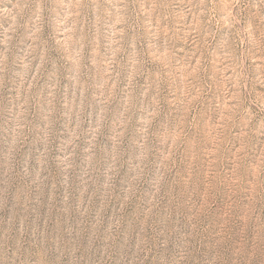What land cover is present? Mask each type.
Returning a JSON list of instances; mask_svg holds the SVG:
<instances>
[{"label":"rangeland","instance_id":"obj_1","mask_svg":"<svg viewBox=\"0 0 264 264\" xmlns=\"http://www.w3.org/2000/svg\"><path fill=\"white\" fill-rule=\"evenodd\" d=\"M29 2L0 0V37L8 34L18 42L17 24L21 15L25 19L31 15L22 7ZM98 2L106 6L143 4L139 20L132 13L129 22L143 25L139 31L147 32L155 31L159 21L151 6L168 0ZM220 2L206 0L208 4ZM100 15L101 35L92 28L94 42L85 48L83 60L79 59L78 35L63 28L57 31L45 14L36 41L46 59L42 68L36 67L37 60L29 66L31 71L22 69L11 62L12 57L6 67L0 66V235L15 232L26 239L38 238L41 245L60 247L59 256L42 253L40 264H54L65 255L67 264H150V258L154 259L151 241L158 233L196 226L210 235L244 227L240 220L253 215L258 221L264 218V190L258 183L264 176L259 167L264 145L258 137L249 136V147L241 149V140L234 138L241 134L237 126L222 140L212 130L220 123V115L209 112L206 122L212 127L207 136L197 135L192 128L188 142L175 147L176 139L181 138L176 132L166 146L152 140L155 146L149 151L133 146L130 126L113 124L122 110L120 89L131 84L139 90L145 80L136 76L131 62L120 67L127 61L126 56L120 59L122 30L125 40L133 34L124 22V12L105 7ZM184 34L189 43L176 42V49L184 50L177 51V57L193 47L186 29ZM207 39L209 49L234 50L242 70L250 79L262 82L256 84L252 96L264 94V36L260 29L251 37L233 35L227 45L221 33ZM204 43L201 39L196 47ZM141 47L148 49V39L141 38L138 50ZM94 49L96 63L91 60ZM201 60L199 54L192 56L191 69L199 67ZM227 63L217 65L222 76L232 74L231 68L224 71ZM80 84L85 85L83 96ZM50 92L55 96L51 113ZM162 95H168L167 88ZM82 99L86 103L78 119ZM203 108L191 112L189 119ZM78 128L82 131L74 140ZM249 162L254 175L245 167Z\"/></svg>","mask_w":264,"mask_h":264},{"label":"clouds","instance_id":"obj_2","mask_svg":"<svg viewBox=\"0 0 264 264\" xmlns=\"http://www.w3.org/2000/svg\"><path fill=\"white\" fill-rule=\"evenodd\" d=\"M22 7L28 8L31 15L26 19L21 15L17 24L20 29L18 42L14 43L13 36L8 34L0 37V66L6 67L9 57H12L13 64L28 71H31L29 66L34 61L39 60L40 64L36 67L41 68L46 62L37 50L36 43L45 14L48 23L57 31L63 28L78 35L76 44L79 59L83 60L85 48L94 42L90 37L92 28L95 27L96 34L101 35V11L111 7L124 12V22L132 28L133 34L125 40L122 30L121 40L126 47L121 45L120 59L126 56L127 61L120 67L124 69L131 62L136 76L143 77L145 83L139 90L131 84H125L120 89L122 110L116 114L113 124L133 129V146H144L150 151L155 146L152 140L166 146L174 140L173 134L179 132L181 138L175 141V147H179L188 142L192 128H196L197 135L207 136L212 127L206 122L209 112L220 115V123L212 127V130L218 131L222 140H226L232 129L239 126L241 134L234 138L241 140V149L249 147V136L258 137L264 145V94L252 96L253 89L257 83H262L261 80L249 78L242 70V62L234 50L221 53L219 46L211 49L207 46V38L215 39L217 33H221L225 45L231 36L251 37L257 29L264 36V0H221L214 4H208L206 0H168L153 4L152 10L158 13L159 21L168 27L158 21L156 30L147 32L139 31L143 25L129 22L132 13H135L138 21L144 9L143 4L135 2L106 6L98 0H68L67 3L65 0H53L52 3L47 0H30L29 4ZM185 29L191 35L193 47L183 57H177V51L184 50L176 49V42L189 43L188 35L184 34ZM142 37L149 41L147 50L137 48ZM201 39L204 45L196 47ZM14 48H19V51L14 53ZM197 54L202 57L201 64L192 70L190 60ZM104 55L107 56V51ZM91 60L97 62L95 49ZM224 61H228L224 71L231 68V76H222L217 68ZM51 87L55 88V84H51ZM79 87L83 96L85 85L80 84ZM165 88L167 96L162 95ZM169 96L171 99H168ZM54 101L55 96L50 92L47 97L49 113L54 111ZM85 103L86 99H82L77 110L78 119ZM164 104H167V109ZM201 105H204L203 110L197 112V117L189 119V114ZM225 105L228 107L225 108ZM117 121L120 123L117 124ZM81 131L77 129L74 140ZM72 146L75 147V144ZM245 167L249 175L255 174L251 162ZM259 167L264 172V147L260 149ZM258 183L264 190V176H260ZM240 224L244 227L233 231H213L210 235L196 226L158 233L151 241L150 251L154 252V259L150 258V264H264V218L258 221L253 215L247 221L241 219ZM46 251L59 256L60 247L55 243L50 247L41 245L38 238L26 239L15 232L0 235V264H40L41 255ZM54 264H67V255L56 259Z\"/></svg>","mask_w":264,"mask_h":264}]
</instances>
